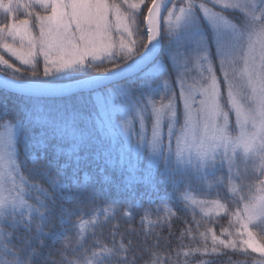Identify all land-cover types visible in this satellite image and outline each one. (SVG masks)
<instances>
[{
  "label": "snow or ice",
  "instance_id": "1",
  "mask_svg": "<svg viewBox=\"0 0 264 264\" xmlns=\"http://www.w3.org/2000/svg\"><path fill=\"white\" fill-rule=\"evenodd\" d=\"M0 16L30 69L0 56V92L25 102H0V264H161L178 212L227 221L185 257L264 264V0H0ZM137 213L139 256L117 220Z\"/></svg>",
  "mask_w": 264,
  "mask_h": 264
},
{
  "label": "trees",
  "instance_id": "2",
  "mask_svg": "<svg viewBox=\"0 0 264 264\" xmlns=\"http://www.w3.org/2000/svg\"><path fill=\"white\" fill-rule=\"evenodd\" d=\"M108 65H103L102 67H107ZM0 102L6 103L7 107L9 109L10 117H16L17 115L20 114V109L24 105V100L20 98L18 95L14 94H8L5 96L3 92H0ZM99 165H90V166H84L83 170L92 172L93 168L98 169ZM113 179L118 180L119 177L117 176L116 173H112ZM137 195H139L140 192L144 191V188L142 185L137 186L136 188ZM112 196H115V193L113 192ZM110 196L109 198H112ZM128 196L127 194H123L121 196L122 201H127ZM159 203V201H157ZM177 216L179 217L178 219H174L172 223L171 229L165 227L163 229V236L167 238L169 243L164 244L162 243V247L159 250L160 258H161V264H163V261L165 258H168L171 261H175L176 264H201V261L203 260H212L214 261V264H252L253 261H255L253 258L250 256L243 255L239 252H233L232 250L228 249H221V254L219 255H212V256H203L201 254L197 253H192L189 256L185 257L183 255L184 252H190L191 250L196 248V247H201L202 242L200 241L198 232L200 231H205L207 227H213L217 234L220 233L221 231V225H224L227 227V221L226 220H221L218 223H212L210 224L207 220L201 219L199 215H197V220H201L202 227H200L198 230L196 229L195 225L191 224H186V220H191L192 216L191 214L185 215L182 212H178ZM139 213H137L136 220L134 222H131V225L129 222H126L125 220L117 217V220H119V226H120V232L125 233V239H132L134 241L133 243V248L136 250V254L139 256L140 253L138 251L139 247L142 245L139 244V241L142 239V229L139 224ZM113 221H109L103 229V238L105 240L110 239L109 237V231L112 228ZM133 227L136 229V233L132 236H128L127 229L129 227ZM192 228V234L189 235L185 232V235L183 239H178L180 237L181 232H184L186 228ZM155 231L160 232V229H155ZM169 232H171V236L169 235ZM254 232H257V230H254ZM70 235H72L70 233ZM195 237V238H193ZM259 238V237H258ZM56 243L53 244L52 239L47 240L48 248L45 250L46 252L50 249L58 248L60 246V239L59 237H56ZM119 239V237H117ZM88 243H91V239L89 237ZM149 243H151V240H149ZM181 245H183L181 247ZM209 245H210V240H209ZM179 251L181 255L179 257H176L175 253ZM147 259V257H145ZM136 264H144V261L142 259H138Z\"/></svg>",
  "mask_w": 264,
  "mask_h": 264
},
{
  "label": "rangeland",
  "instance_id": "3",
  "mask_svg": "<svg viewBox=\"0 0 264 264\" xmlns=\"http://www.w3.org/2000/svg\"><path fill=\"white\" fill-rule=\"evenodd\" d=\"M148 3L151 2V0H147ZM171 6V5H170ZM145 12H146V9H145ZM3 20V17L0 16V21ZM0 56H3L5 59H8L10 63H13L15 64L17 67H20L21 70L25 73V76H30V69L27 68V66H23V65H20L19 61L15 60L14 57H11L8 53H6L2 48H0ZM39 68L42 72V62L41 64L39 65ZM93 74V72H89V75ZM74 75H79L78 73L77 74H74ZM67 83L69 81H61V83ZM255 230V229H254ZM258 230V229H257ZM249 254L251 255H255L258 260L259 259H262L258 253H251V251L249 250ZM253 264V263H252Z\"/></svg>",
  "mask_w": 264,
  "mask_h": 264
}]
</instances>
